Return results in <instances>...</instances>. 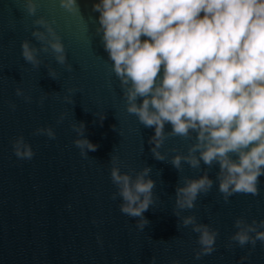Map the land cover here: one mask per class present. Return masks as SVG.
Masks as SVG:
<instances>
[{
  "label": "water",
  "instance_id": "water-1",
  "mask_svg": "<svg viewBox=\"0 0 264 264\" xmlns=\"http://www.w3.org/2000/svg\"><path fill=\"white\" fill-rule=\"evenodd\" d=\"M95 2L78 0L82 17L51 3L40 6L38 15L56 17L72 65L69 71L51 55L41 54L39 68L23 61L21 41L28 39L39 46L31 36L32 18L14 0H0V264H150L152 256L156 264L173 260L180 264H264V245L259 241L244 260L241 257L248 255L250 245L228 247L229 237L237 231L236 218L264 219V176L257 196L233 195L226 204L216 183L197 199L196 208L181 213L194 214L199 223L219 232L216 250L194 258L198 234L191 226L178 230L173 214L175 190L180 175L198 178L207 171L215 181L219 166L208 169L202 163L195 170L185 164L179 173L169 163L176 154L172 149L186 153L195 134L193 140L167 139L161 149L166 161L153 157L148 140L154 128L140 125L126 111L120 83L96 34ZM45 65L55 68L57 80L49 77ZM17 87L32 97L31 103L15 95ZM65 97H72L74 103ZM9 101L16 104L15 111L9 109ZM103 112L101 123L94 113ZM62 113L65 118L57 124ZM75 121L85 124V137L97 145L96 151L88 152L89 158H83L73 144ZM45 126L55 130V140L32 134ZM165 130L171 131V125ZM19 135L35 152L30 161L13 154L11 141ZM115 148L122 172L144 166L153 169L150 178L156 181L158 199L143 214L149 221L143 231L136 227L135 218L120 212L121 199H111L117 190L110 180Z\"/></svg>",
  "mask_w": 264,
  "mask_h": 264
},
{
  "label": "clouds",
  "instance_id": "clouds-1",
  "mask_svg": "<svg viewBox=\"0 0 264 264\" xmlns=\"http://www.w3.org/2000/svg\"><path fill=\"white\" fill-rule=\"evenodd\" d=\"M14 2L32 18L31 36L39 45L21 41L23 61L39 68L41 54L51 55L56 64L72 70L56 17L38 13L47 2L66 13L81 15L78 0ZM92 10L99 13L96 34L120 83L126 111L140 125L154 128L148 140L153 157L166 161L161 149L167 139L193 140L195 134L186 153L172 149L176 154L169 163L179 173L185 164L195 170L202 163L208 169L219 166L215 181L207 171L198 178L180 175L173 208L178 230L191 226L198 234L194 258L211 255L216 250L218 229L199 223L194 214L181 213L196 208L197 199L216 183L226 204L233 195L260 193L264 176V0H97ZM45 67L49 77L57 80L55 68ZM15 95L25 103L32 102L20 87ZM72 97L64 99L73 104ZM8 106L16 110L14 102L9 101ZM94 115L101 123L105 119L104 112ZM64 118L62 113L57 124ZM169 124L171 131H166ZM71 127L76 133L74 146L83 158H89L88 152L96 151L97 145L85 137V124L75 121ZM113 130L117 131L115 126ZM32 134L56 139L51 126L38 127ZM11 145L18 160L30 161L35 156L23 135ZM115 152L116 148L110 159V180L117 190L111 199L119 197L120 212L135 218L136 227L143 231L149 224L143 214L158 199L156 181L150 178L153 169L144 166L139 171L122 172ZM234 227L237 231L229 237L228 247L233 243L240 248L250 245L241 260L248 259L258 241L264 245V219L249 222L240 216ZM150 264H156L155 256ZM172 264L180 262L173 260Z\"/></svg>",
  "mask_w": 264,
  "mask_h": 264
}]
</instances>
